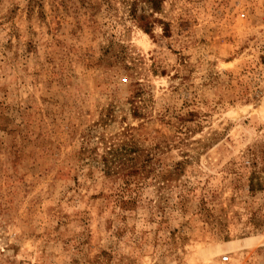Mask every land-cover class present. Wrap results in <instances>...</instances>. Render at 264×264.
Instances as JSON below:
<instances>
[{"label": "rangeland", "instance_id": "374dc122", "mask_svg": "<svg viewBox=\"0 0 264 264\" xmlns=\"http://www.w3.org/2000/svg\"><path fill=\"white\" fill-rule=\"evenodd\" d=\"M0 264H264V0H0Z\"/></svg>", "mask_w": 264, "mask_h": 264}, {"label": "trees", "instance_id": "16d2710c", "mask_svg": "<svg viewBox=\"0 0 264 264\" xmlns=\"http://www.w3.org/2000/svg\"><path fill=\"white\" fill-rule=\"evenodd\" d=\"M139 26L145 33L149 34L151 28V20L149 16L138 15L136 17ZM104 145L103 153L97 159L96 153L93 150H87L92 159L97 161L103 167L104 172L112 177H122L123 179L131 177L132 179L142 178L150 169H147L146 162L149 161L148 155L144 154L143 150L138 147L129 146L126 141H108L102 139ZM142 156V158H141ZM147 156V157H146ZM140 162V164H138Z\"/></svg>", "mask_w": 264, "mask_h": 264}, {"label": "built area", "instance_id": "2783aa9c", "mask_svg": "<svg viewBox=\"0 0 264 264\" xmlns=\"http://www.w3.org/2000/svg\"><path fill=\"white\" fill-rule=\"evenodd\" d=\"M245 16V14L244 13H242L241 14V17H244ZM228 259V257H223V260L225 261V260H227Z\"/></svg>", "mask_w": 264, "mask_h": 264}]
</instances>
